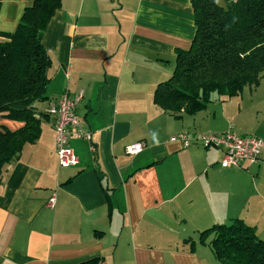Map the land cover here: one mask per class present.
<instances>
[{
  "label": "crops",
  "instance_id": "obj_1",
  "mask_svg": "<svg viewBox=\"0 0 264 264\" xmlns=\"http://www.w3.org/2000/svg\"><path fill=\"white\" fill-rule=\"evenodd\" d=\"M30 4L1 0L0 32L14 31ZM194 33L189 0H61L41 36L50 80L47 98L36 102L45 115L40 135L2 174L0 264H75L96 255L99 264H219L190 234L235 217L264 239V158L224 168L221 149L173 139L227 131L225 97L178 117L153 102L176 48H189ZM79 90L75 113L96 150L70 136L78 164L60 167L47 109ZM0 124L17 126L2 117ZM136 141L143 148L128 154Z\"/></svg>",
  "mask_w": 264,
  "mask_h": 264
},
{
  "label": "trees",
  "instance_id": "obj_2",
  "mask_svg": "<svg viewBox=\"0 0 264 264\" xmlns=\"http://www.w3.org/2000/svg\"><path fill=\"white\" fill-rule=\"evenodd\" d=\"M30 1L15 30L0 32V117L17 123L0 124V186L5 167L39 137L45 116L36 107L50 80L41 36L61 0ZM189 1L194 36L189 48H176L171 76L153 91V102L174 117L203 110L213 93L236 96L264 75V0ZM198 240L219 264H264V239L240 218L200 230ZM183 242L193 251L194 239ZM101 261L96 255L75 264Z\"/></svg>",
  "mask_w": 264,
  "mask_h": 264
},
{
  "label": "built area",
  "instance_id": "obj_3",
  "mask_svg": "<svg viewBox=\"0 0 264 264\" xmlns=\"http://www.w3.org/2000/svg\"><path fill=\"white\" fill-rule=\"evenodd\" d=\"M82 96V90L73 95L64 93L53 100L47 109V113L54 117L55 147L57 163L60 167H72L78 164V157L68 143L70 136L88 141L90 151L96 150L91 141V132L82 128L80 119L75 113ZM173 139L179 140L184 147L198 144L206 148L221 149L223 154L219 163L224 168L239 166L241 163L253 164L264 158V140L253 135H238L231 130L222 133H179ZM143 146L142 141H136L127 145L125 150L128 154H136ZM54 202L55 198L52 195L48 198L47 205L53 207Z\"/></svg>",
  "mask_w": 264,
  "mask_h": 264
},
{
  "label": "rangeland",
  "instance_id": "obj_4",
  "mask_svg": "<svg viewBox=\"0 0 264 264\" xmlns=\"http://www.w3.org/2000/svg\"><path fill=\"white\" fill-rule=\"evenodd\" d=\"M216 1L220 5H226L225 0ZM212 96L224 98L223 95L217 93H213ZM225 100V111L230 118V125L227 130H231L238 135L246 134L256 137L264 135V75L256 86H245L240 94L225 97ZM254 131H257V134ZM190 235L200 243L198 240L199 231L195 235Z\"/></svg>",
  "mask_w": 264,
  "mask_h": 264
}]
</instances>
